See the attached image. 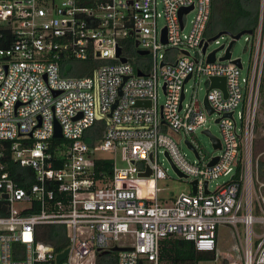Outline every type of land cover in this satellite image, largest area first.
<instances>
[{
  "label": "built area",
  "instance_id": "1",
  "mask_svg": "<svg viewBox=\"0 0 264 264\" xmlns=\"http://www.w3.org/2000/svg\"><path fill=\"white\" fill-rule=\"evenodd\" d=\"M211 11L212 0H0V264H98L116 246L131 247L112 251L117 264H159L165 238L214 252L221 227L241 239L242 264H264V180L262 159H254L264 0L255 30L243 34L245 76L233 55L239 38L206 36ZM223 35L231 41L211 61L209 43ZM91 59L99 60L93 75L66 65ZM213 77H225L226 89L212 86ZM210 115L221 137L207 126ZM100 121L91 147L85 137ZM57 122L62 138L53 137ZM199 130L220 140L218 155L203 152ZM181 141L197 160L186 158ZM99 152L113 162L109 176H97ZM166 153L188 175L176 173L189 193L163 194L161 181L172 177L160 154L174 169ZM148 167L152 175L140 176ZM220 176L230 178L212 191ZM51 225L65 226L60 250L45 239Z\"/></svg>",
  "mask_w": 264,
  "mask_h": 264
},
{
  "label": "trees",
  "instance_id": "2",
  "mask_svg": "<svg viewBox=\"0 0 264 264\" xmlns=\"http://www.w3.org/2000/svg\"><path fill=\"white\" fill-rule=\"evenodd\" d=\"M261 0H212L211 18L206 31V36L209 39L221 33L238 34L243 30L254 31L259 19V6ZM5 47V43H0ZM131 42H129V46ZM133 53V52H132ZM99 60L91 59L84 62H67V68L76 69L82 73L88 71V74L93 75V68L97 66ZM261 95L264 99V76L261 83ZM102 123L101 121L92 127L85 139L92 146L95 145L97 138L101 139ZM99 159L95 161V169L97 176H101V171H105V175L109 176L111 165L113 162L108 157H104L101 152L97 154ZM13 174H20V166L15 163H9ZM260 172L264 176V160L260 161ZM20 184L26 186L20 179ZM67 234L65 226L51 225L46 240L51 242L57 250L65 246ZM215 252H200L196 249L195 244L183 237L172 235L162 241L160 249L159 264H200L202 260L214 259ZM98 264H117V253L111 252L101 256L98 259Z\"/></svg>",
  "mask_w": 264,
  "mask_h": 264
},
{
  "label": "rangeland",
  "instance_id": "3",
  "mask_svg": "<svg viewBox=\"0 0 264 264\" xmlns=\"http://www.w3.org/2000/svg\"><path fill=\"white\" fill-rule=\"evenodd\" d=\"M261 5V2H260ZM260 7V6H259ZM260 11V8H259ZM194 17V13H190L189 15V23L191 19ZM188 31V28H187ZM219 42L211 41L208 46V52H212L213 50L219 48L224 43H229L231 38L229 35H223L220 37ZM223 50H219L217 55L221 56L223 54ZM233 55L234 57H242L245 65V69L242 70V76L247 74V66L250 60V53L247 48V40L246 35H242L233 47ZM194 82L190 81L187 85L188 88V95L192 92L194 88ZM206 93V79L204 77L201 78L198 86V94L200 97H204ZM164 95L163 92L159 94V101L160 103L164 102ZM260 104L258 107L257 113V124H256V137L254 143V159L260 158L264 160V99L263 95H260ZM207 126L210 128L212 133L218 137H221L220 126L215 122V119L209 116V120L207 122ZM195 138L200 145L203 152L207 155H218L220 153L213 144L211 137L207 133H203L202 130H199L195 133ZM180 149L182 153L186 156L188 160L194 162L197 160L195 153L188 147V145L181 141ZM160 159L164 162L165 167H168V173L172 177L171 179L162 180L161 185L166 187V191L163 194L167 193H180V192H187L191 191L190 185L186 181H182L178 179L176 172L171 167L168 159H166L164 154H160ZM229 176H220L211 181L210 188L212 191L216 190L219 186L224 185L228 180ZM264 180V176L262 177ZM215 252L214 259H205L200 262V264H242V241L239 237H235L232 231L228 227H221L220 228V237L218 246Z\"/></svg>",
  "mask_w": 264,
  "mask_h": 264
},
{
  "label": "water",
  "instance_id": "4",
  "mask_svg": "<svg viewBox=\"0 0 264 264\" xmlns=\"http://www.w3.org/2000/svg\"><path fill=\"white\" fill-rule=\"evenodd\" d=\"M190 9H192V7L189 8V9L182 10V11H181V14L184 13V12H188ZM252 32H253L252 30H243V31H241L240 33H238V34H236V35H233V36L235 37V39H238V38H240L243 34H245V33H252ZM220 35H221V33L218 34L217 36L213 37V39L219 37ZM163 40L166 41L165 33H164ZM233 43H234V41L231 42V44H230V46H229V48H228V51H227L226 56H224L222 59L230 58V56H231L230 48H231V46H232ZM206 47H207V43L205 44L204 50L206 49ZM221 48H223V45H222L221 47L215 49V50L211 53L210 58H209L211 61H214V60H215L216 52H217L219 49H221ZM117 51H118V56H119L120 53H121V49H120L119 46L117 47ZM139 52H140L141 54H146V53H148V51H146V50H140ZM98 55H100V53H98ZM121 61H122V62H126L127 59H126L125 57H121ZM238 63H239V65H241V64H240V60H238ZM139 74H141V73L139 72ZM96 75H97V72H95V76H96ZM187 80H188V78H187ZM212 86H218V87H221V88H223V89L225 90V89H226V79H225V77H213V78H212ZM182 98H183V96H182ZM205 102H206V104H207V106H208L209 104H208V100H207V98H205ZM143 104H150V101L140 100V101L137 102L136 105H137V106H140V105H143ZM212 112H213V110L210 109V113H212ZM111 115H112V112L109 113V116H111ZM230 115H232V113H231ZM205 133H207V134L211 137V139H212V141H213V144H214V146H215L216 148H220V147H221V142H220V140H219L218 138H216L214 135H212V133H210V131H208V130H206ZM29 135L32 136V133H30ZM53 137H54V138H62V137H63L62 127H61V125H60L58 122L56 123L55 133H54V136H53ZM187 142H188V141H187ZM166 155L168 156V158H169L170 161L172 162V165H173V167H174L176 173L178 174V176H179L180 178H188V175L183 174L182 172H180V171L178 170V168L176 167V165L173 163V161H172L171 158L169 157V154L166 153ZM217 159H218V157H216V158L214 159V161L212 162V164L215 163V162L217 161ZM151 175H152V170H151V168H149V167H148L147 171H145V172H141V173H140V176H151ZM193 184H194V192H196V186H195V185H196V181H193ZM206 184H208V182H207ZM207 192H208V191H207ZM5 197H7V194H5ZM126 249H131V247H119V246H116V247H114V248H113L112 250H110V251H104V252H102L101 255L108 254L109 252H112V251H122V250H126ZM68 253H69V249L63 251L62 253H59L58 256H57V262L59 263L61 260L65 259L66 256L68 255Z\"/></svg>",
  "mask_w": 264,
  "mask_h": 264
}]
</instances>
